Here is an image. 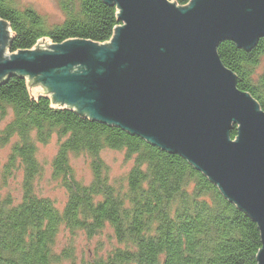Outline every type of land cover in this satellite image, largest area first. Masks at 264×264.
<instances>
[{
  "label": "trees",
  "instance_id": "16d2710c",
  "mask_svg": "<svg viewBox=\"0 0 264 264\" xmlns=\"http://www.w3.org/2000/svg\"><path fill=\"white\" fill-rule=\"evenodd\" d=\"M178 8L191 0H169ZM63 19L50 25L30 7L0 0L6 24V52L31 51L39 41L60 44L85 40L106 44L121 26L118 8L103 0H58ZM221 64L236 77V87L264 112V39L249 51L232 42L216 49ZM29 80V81H28ZM30 79L12 74L0 83V145L13 141L4 177L22 171V198L0 199V264H71L72 241L92 239L109 229L116 246L97 251L85 264H257L258 226L201 171L177 154L113 125L91 120L74 108L54 105L47 95L34 96ZM237 137V125L230 130ZM56 139L51 179L64 191L58 207L35 192L43 174L37 144ZM121 152L131 166L111 178L103 151ZM70 156L88 161L91 178L79 180ZM68 245L56 252L60 233Z\"/></svg>",
  "mask_w": 264,
  "mask_h": 264
},
{
  "label": "water",
  "instance_id": "95a60500",
  "mask_svg": "<svg viewBox=\"0 0 264 264\" xmlns=\"http://www.w3.org/2000/svg\"><path fill=\"white\" fill-rule=\"evenodd\" d=\"M103 1L122 23L106 44L42 40L7 54L0 20V83L28 77L54 105L187 160L257 224L264 264V112L216 53L224 42L249 51L264 39V0Z\"/></svg>",
  "mask_w": 264,
  "mask_h": 264
},
{
  "label": "rangeland",
  "instance_id": "374dc122",
  "mask_svg": "<svg viewBox=\"0 0 264 264\" xmlns=\"http://www.w3.org/2000/svg\"><path fill=\"white\" fill-rule=\"evenodd\" d=\"M18 7H30L40 14L50 25L58 24L63 16L58 6V0H12ZM7 53V52H6ZM9 54V53H7ZM32 95H47L40 92V85L29 87ZM52 101V100H51ZM11 116L0 118V130L9 122ZM13 141L6 145H0V199L9 198L13 203H18L22 198V171H13L8 177H4V169L8 160ZM57 150L56 139L52 138L46 145L37 144L36 158L43 167V174L35 182V192L42 197H48L58 207H62L66 201L65 191L51 179V161ZM101 158L110 169L111 178H118L131 166V162H125L121 152L106 150L101 153ZM70 164L76 177L88 182L91 178L88 161L83 156H70ZM66 233H60L57 238L56 252L63 250L69 243ZM116 242L109 229H105L100 235L90 239L78 236L72 241V253L74 259L71 264H85L95 251L99 255H104Z\"/></svg>",
  "mask_w": 264,
  "mask_h": 264
}]
</instances>
